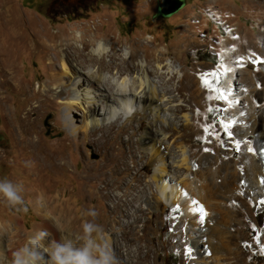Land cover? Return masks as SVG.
Masks as SVG:
<instances>
[{"label":"bare ground","instance_id":"bare-ground-1","mask_svg":"<svg viewBox=\"0 0 264 264\" xmlns=\"http://www.w3.org/2000/svg\"><path fill=\"white\" fill-rule=\"evenodd\" d=\"M133 13L140 14L138 9ZM35 28L36 33L30 31L29 34L28 30L32 28L28 26L26 15L13 9L12 0H0V41L4 47L0 52V76L4 79L0 82V112L10 138L8 151L0 150V161L18 166L22 173L43 185L42 189L36 186L26 190L24 198L36 196L33 205L40 221L34 230H46L50 234L45 244L51 240L60 242L62 236L79 235L83 222L91 219L86 215L87 211L94 209L98 212L96 222L104 229L103 239L112 246L119 264H124L126 242L139 243L142 239L135 224L141 222L145 231L154 218L163 219L165 227L169 225L165 217L166 209L150 211L153 208L151 200L148 197L144 199V195L156 188L165 196L167 207L183 202L187 214L181 217L177 231L181 232L185 264H237L241 260V253L237 250L238 243H241L240 235L248 241L246 245L241 243L244 263L248 264L254 253L249 233L250 207L247 211L233 207L231 202L235 201L236 192L229 194L227 204L205 203L201 207L197 198L207 202L208 197H216L219 189L227 187L226 179L221 177L222 169L216 177L211 175L218 159L213 160L210 153L201 155L199 170L195 171L193 149L188 151L185 145L199 143L203 139L199 132L195 133L194 117L190 120L184 115L181 118L185 123L178 125L179 115L187 106L180 104L177 96H187L192 106L195 101L200 104L198 99L202 92L199 83L191 79L193 75L187 73L182 74L179 86L174 87L173 80L177 74L168 60H179L188 54L191 44L201 45L206 41L195 40L197 35L187 31L183 36L187 50L169 47L161 51L155 49V63L149 62L146 56L135 63L130 61L134 58L132 50L131 53L120 50V57L110 44L87 41L82 33H74L71 28L53 35L51 27L44 23L39 22ZM259 38L261 45L251 43L238 47L235 41L227 42L224 63L229 74L226 86L233 100L229 102V111L235 109L231 118L227 119V125L233 128L236 125L232 119L241 120V126L249 124V121L242 119L240 103L255 118V115L258 116L253 110L255 97L260 95L264 100V88L260 89L256 72L248 71L243 62L252 56V51L258 58L262 57L264 31ZM37 53L43 54L42 59L49 73L43 85L32 91L31 85L25 84L19 77L18 60L23 55ZM235 75L241 77L240 89L234 86ZM242 93H245L244 96H241ZM14 95H21L20 102L23 103L19 104L18 113L10 110L17 104L16 99L13 100ZM58 106L62 109V113L59 111L58 114L59 124L68 132L65 145H76L75 148L71 147L70 152L64 148L49 152L41 143L42 130L38 122ZM139 112L144 117L135 126L133 114ZM74 113L82 117L81 123H78ZM260 116L262 121L257 140L264 160V109ZM193 120V124L189 125ZM253 128L254 125L251 130ZM83 146L101 152L102 160L96 163L89 161ZM211 148L212 144L207 141L201 151H211ZM75 156L84 160V166L80 171L68 172L78 182L79 192L71 189L57 191L48 174L61 175L59 170L74 167ZM144 160L146 164L139 167ZM26 161L34 163L31 167H25ZM156 166L158 168L152 173ZM182 169L193 174L195 180L178 183V174ZM146 173H151L152 183L144 184ZM117 190L124 191L123 195H112ZM133 193L143 196L128 200ZM41 196L44 201L42 206L36 203ZM138 199L147 205L146 210L150 211L151 217L141 218L131 211L127 224H121L114 214L123 206L133 207L132 202ZM108 200L113 205H107ZM243 200L250 204V196ZM194 201L197 206H194ZM1 205L10 209L3 200H0ZM138 211L145 215V209ZM188 224L194 230H190ZM117 225H120L119 229H115ZM20 226L22 222L13 219L0 224V264H11L12 252L21 246L20 231L23 227ZM189 244L193 245L194 250H190ZM141 254V251H137V260Z\"/></svg>","mask_w":264,"mask_h":264},{"label":"rangeland","instance_id":"rangeland-1","mask_svg":"<svg viewBox=\"0 0 264 264\" xmlns=\"http://www.w3.org/2000/svg\"><path fill=\"white\" fill-rule=\"evenodd\" d=\"M12 1L13 9L26 15L28 26L34 29L28 30L29 34L36 33L35 26L39 22L50 26L52 35L58 31L71 28L74 33H82L87 41L96 40L110 44L119 55L122 54L120 50L130 53L132 50L134 58L130 61L135 63L138 60L141 61L145 56L149 62L155 63L153 52L155 49L161 51L163 48L169 47L173 50L178 48L187 50L188 46L184 47L186 39L183 37L187 31L197 35L195 40L206 41L201 45L191 44L188 54L181 57V59L169 58L170 60H168L177 74L176 79L173 80L174 87L179 86L182 74L187 73L193 75L191 79L199 83L202 92L201 98L198 99L201 101L200 104L195 101L192 106L187 96H177L180 99V104L187 106L179 115L178 125L185 123L184 118H181L184 115H187L190 120L194 117L197 130L195 133L198 134L199 132L200 138L203 139L202 142L185 145L188 151L193 149L195 171L199 170V164L202 160L201 155L210 153L213 160L218 159L211 175L216 177L219 170L222 169L221 177L226 179L227 187L219 189L216 197H208L207 202H202L198 198L197 201H199L201 207L205 203L211 205L214 203L227 204L230 201L229 194L236 192V199L231 202L233 207L236 209L243 208L246 211L250 207L248 213L249 233L254 253L249 258L248 264H264V182H262L264 181V160L260 155L257 140V132L262 121L260 115L264 109V100L260 95L255 97L256 104L253 110L258 115H255V118L250 116L251 112L244 110L245 105L240 103L242 119L249 121V124L241 126V120L232 119L236 128L228 126L227 119L231 118V113L235 109L229 111V102L233 100H231L226 86L229 71L226 70L224 63L228 41H235L238 47L250 45L251 43L261 45L259 37L264 31V0H187L186 5L178 13L167 19L154 18L158 10L157 0ZM135 9H138L140 14H134ZM17 19L18 17H16ZM22 20L24 21L23 15ZM4 29L6 30V23H4ZM30 31L32 32L30 33ZM191 42L194 43L195 41L191 40ZM3 48V43L0 41V52ZM42 55L41 53L30 56L23 55L18 60L19 77L25 84L31 85L32 91L43 85L49 73ZM243 62L248 71L256 72L261 85L260 89H263L264 52H262V57L258 58L252 51V56H248ZM234 77V86L240 89L242 87L241 77L240 75ZM1 80H4L2 76H0V82ZM244 94L242 93L241 96H244ZM12 97L13 100L16 99L17 104L14 105L15 110L13 106L10 110L18 113L20 105H23L20 102L21 95ZM191 108H194V110L192 111ZM59 111L62 113L61 107L58 106L50 114L39 120L38 124L42 130L41 143L44 149L49 152L62 148L70 152L76 145H72V148L66 147L65 140L68 132L59 124ZM133 115L135 116L134 125L137 126L138 121L144 115L142 112ZM74 116L78 123H81L82 117L75 113ZM193 122L194 120L190 121L189 125H192ZM146 124L149 126L148 121ZM252 125H254L253 132L251 130ZM207 141L212 144L211 151L207 149L201 151L202 146ZM238 143L239 147H237ZM9 148L10 138L4 129L3 115L0 112V150L8 151ZM83 149L87 151L88 160L92 163L102 160L101 152L92 150V147L87 146H83ZM246 157H249L248 162ZM77 158L78 156L74 157V160L76 159L74 167L58 171L61 175L48 174V178L57 191L71 189L74 192H79L78 182L68 172L70 170L80 171L83 168L84 160ZM176 160L178 161L179 158H176ZM144 163L146 164V160L140 163L139 167ZM157 168L158 166L154 167L152 173ZM178 175L180 176L177 180L178 183L182 181V183H190L195 180L193 174L183 169ZM4 177L23 184L25 192L36 186L38 189L43 187L41 183L38 184L39 182L22 173L18 166L0 161V179ZM143 180L144 184L152 183L151 173L144 174ZM128 181L129 178L127 177L126 182ZM123 192L117 190L112 195H123ZM245 193L248 195L245 196ZM141 196L143 195L133 193V196L128 197V200L136 197L140 198ZM249 196L250 204H247L243 199ZM145 197H148L153 205L150 211H164L166 209L165 217L169 225L165 227L163 219L154 218L149 229L145 231L142 230L141 222L135 224L136 227L138 226L137 231L140 230L142 239L140 237L141 241L139 243L126 242L124 264H185L184 247L180 242L181 232H178L181 217L187 214L183 209V202L167 207L165 196L161 195L156 188L144 195V199ZM35 199L36 196L25 197V201L29 206V211L26 214L16 213L12 209H6L3 205L0 206V224L12 219L22 222V226H20L23 227L20 231L22 236L21 246L27 243L31 237V232L40 221L33 205ZM193 203L194 206H197L195 201ZM106 204L113 205L110 200ZM158 205H160L159 209L157 208ZM132 206H123L119 212L114 214V217L119 218L121 224H127V221L130 220L129 213L131 211L135 212V216L141 218L151 217L150 211L146 210L147 205L139 199L138 201L134 200ZM140 209H145V215L138 211ZM176 217L178 219L175 222ZM244 224L246 222L242 223L243 226ZM187 227L194 230L191 224H188ZM119 228L120 225L115 227V229ZM240 237L241 243L246 245V242H248L246 238L243 235H240ZM151 238H154L153 241L150 240ZM241 243H238L237 247V250L241 253V260L237 264H245L244 248ZM189 248L194 250L192 244H189ZM137 251L142 252L139 260L136 259Z\"/></svg>","mask_w":264,"mask_h":264},{"label":"clouds","instance_id":"clouds-1","mask_svg":"<svg viewBox=\"0 0 264 264\" xmlns=\"http://www.w3.org/2000/svg\"><path fill=\"white\" fill-rule=\"evenodd\" d=\"M34 162L26 161L25 167ZM25 187L8 177L0 179V200L16 213H28L29 206L24 198ZM43 197L36 201L43 205ZM91 219L82 224L79 235L62 236L60 242L51 240L46 230H34L27 243L12 252L11 264H119L112 246L103 239V226L96 222L98 212L89 209L86 213ZM74 237V238H72Z\"/></svg>","mask_w":264,"mask_h":264},{"label":"water","instance_id":"water-1","mask_svg":"<svg viewBox=\"0 0 264 264\" xmlns=\"http://www.w3.org/2000/svg\"><path fill=\"white\" fill-rule=\"evenodd\" d=\"M187 0H157L158 10L154 18L167 19L178 13Z\"/></svg>","mask_w":264,"mask_h":264},{"label":"snow or ice","instance_id":"snow-or-ice-1","mask_svg":"<svg viewBox=\"0 0 264 264\" xmlns=\"http://www.w3.org/2000/svg\"><path fill=\"white\" fill-rule=\"evenodd\" d=\"M237 147H239V143L237 144ZM249 150H251V149H249ZM262 182H264V181H262Z\"/></svg>","mask_w":264,"mask_h":264}]
</instances>
